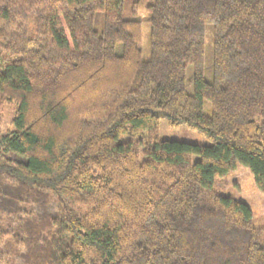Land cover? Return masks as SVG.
I'll return each mask as SVG.
<instances>
[{
  "label": "trees",
  "instance_id": "trees-1",
  "mask_svg": "<svg viewBox=\"0 0 264 264\" xmlns=\"http://www.w3.org/2000/svg\"><path fill=\"white\" fill-rule=\"evenodd\" d=\"M0 103L3 264H264L217 186L242 166L264 196V0H0Z\"/></svg>",
  "mask_w": 264,
  "mask_h": 264
},
{
  "label": "rangeland",
  "instance_id": "rangeland-1",
  "mask_svg": "<svg viewBox=\"0 0 264 264\" xmlns=\"http://www.w3.org/2000/svg\"><path fill=\"white\" fill-rule=\"evenodd\" d=\"M145 13L138 15L135 20L141 22L142 31V58L146 60L149 56V37L150 24L145 20ZM125 17L128 18V12H125ZM102 15H96L95 30H101ZM204 41V80L206 82L212 81V53H213V35L212 27L210 25L205 28ZM118 49V53H119ZM192 74V67H188L186 71L189 79ZM187 92L191 93L192 88L187 87ZM210 106L205 103L204 111L209 115ZM14 114V107L5 103H0V137L11 130V121ZM159 139L164 141H175L181 143H189L195 145H209V143L197 132L187 129L186 127H179L170 129L164 118L159 120ZM217 186L220 193L228 198L236 200L245 204L252 215V223L255 228H264V196L257 189L254 179L250 172L242 166H237L234 172L229 176L217 181ZM48 209H54V205L50 202ZM34 208V212H38ZM4 259V258H3ZM3 259L0 264H3ZM18 264V261H15Z\"/></svg>",
  "mask_w": 264,
  "mask_h": 264
}]
</instances>
